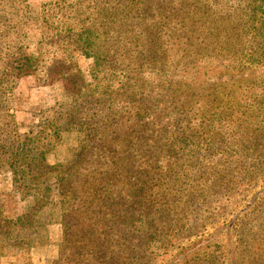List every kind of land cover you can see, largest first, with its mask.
I'll use <instances>...</instances> for the list:
<instances>
[{
	"label": "rangeland",
	"instance_id": "rangeland-1",
	"mask_svg": "<svg viewBox=\"0 0 264 264\" xmlns=\"http://www.w3.org/2000/svg\"><path fill=\"white\" fill-rule=\"evenodd\" d=\"M90 1L28 0L29 25L25 34L22 29L26 14L22 10L14 15L0 16V24L5 20L15 25L12 30H0V58L11 61L27 55L38 60L32 73L13 78L8 105L14 121L5 119L0 126H13L19 141L25 136L44 147L42 156L46 166L45 173L39 176L40 183L32 187L13 182L7 165L0 166V209L12 224L8 237L6 233L0 234V264H53V261L63 264L67 257L71 259L69 257L78 251L82 262L89 264L234 263L238 260L236 254L241 253L234 249L235 246L240 248L236 245L239 231L234 223L255 215L264 203V162L249 175L240 173L231 178L232 165L227 162V154L217 153L214 147L201 146L191 166H178L174 156L169 158L170 165L156 163L142 174L137 168L125 173L119 168L109 172L97 166L103 169V174L90 171L87 177L86 170L80 171L81 164L75 191L85 199L77 200L75 192V196H70L60 188L57 173L66 165L78 162L81 147L87 140L91 142L101 136L102 140L112 137L113 142H120L130 137L136 128L135 135L149 134L147 140L153 146L158 147L159 139L168 145L167 138L173 130L175 132L176 123L182 124L171 105L168 107L174 99H178L176 105L185 107L190 122L186 123V120L181 126L188 134H200L203 127L200 122L204 125V120L210 119L212 139L217 140V134L230 140L246 133L252 128L249 121H255V106L244 104L239 107L237 104L242 103V99L235 96L236 91L233 95L231 92L242 68L208 66L211 60L191 54L186 60L196 61L195 67L183 68L184 61H180L176 73L171 70L168 81L160 84L150 73L156 71L155 64L151 63L157 59L154 51L144 56L146 60L150 59L149 64L142 66L145 71L136 72L135 43L127 34L125 43L114 38L115 32L120 31V21L114 20L113 16L106 20V26L113 30L109 32L112 37L90 46L92 54L80 48L87 43H64L68 37L55 23L50 29L46 28L44 17L52 19V13L43 14L41 4H64L65 9L62 8L58 15L61 17L62 13L63 18L70 19L72 9L80 11L85 6H92ZM94 11L95 8L89 19L96 16ZM260 18L261 15L256 16L257 20ZM12 43L20 44L17 45L20 49L11 46ZM165 45L168 50L171 43ZM173 49L168 50V58L175 62L179 54L172 53ZM245 57L247 63L244 66H248L246 70L242 69L245 74L254 69V73L264 76L262 62ZM131 61L134 64L129 65ZM260 76L248 75L247 81L252 86L244 88L245 97L250 94L257 98L256 101L264 99V78ZM80 102L82 104H77ZM159 105L165 107L164 115L155 118L153 110ZM67 108L70 109L67 112L72 111L68 116L74 122L63 124L55 135L47 123H52L55 116L65 113ZM261 113L263 123L259 127L264 128V105ZM233 114L237 117L233 118ZM112 148L116 149V146ZM228 150L230 154L229 147ZM153 151L154 147L151 148ZM261 153L264 154V148ZM182 173L187 176L182 177ZM109 175L114 176L115 184L105 181ZM232 179L238 182L234 186ZM219 185L224 189H219ZM184 189L193 192L190 199H185L187 192L182 194ZM103 197L109 199H101ZM104 202L107 205H103ZM31 205V211L37 209L32 217L35 228L16 219ZM105 210L118 215L107 221L110 228L96 223L97 226H90L85 236L77 238L84 226L99 219ZM124 217L134 225L131 230L126 229ZM137 217H146V221L153 218L155 224L151 226L142 220L144 224L140 225ZM66 220L67 229L64 228ZM69 237L78 239V249L72 247ZM99 246L107 252L92 254ZM79 257L76 259L80 260Z\"/></svg>",
	"mask_w": 264,
	"mask_h": 264
},
{
	"label": "trees",
	"instance_id": "trees-1",
	"mask_svg": "<svg viewBox=\"0 0 264 264\" xmlns=\"http://www.w3.org/2000/svg\"><path fill=\"white\" fill-rule=\"evenodd\" d=\"M106 1L111 5H107ZM90 2L93 4L92 6H85L80 11L72 9L73 15L70 16V19L67 16L63 18L62 13H60L61 17L58 15L62 8L65 9L64 4L56 2H53L51 6L49 5L50 2L41 4L43 14L51 15L52 13V19L44 17L46 28L50 29V25L52 26L55 23L68 37L64 43H87L80 48H83L88 54H92L90 46L95 43H103L105 39L112 37L109 32L113 30L106 26V20L113 16L114 20L120 21V31L118 33L114 31V38H117L119 43H125L127 41L125 40L126 36L130 35L132 36L131 42L135 43L133 59L136 60L135 64H137L135 66L136 72L142 73L145 71L142 66L149 64L148 60L150 59L146 60L144 56L152 50L154 51V56L157 59H153L154 61L151 63L155 64L156 71L150 73H153L154 77L159 79L160 84L168 81L167 76L171 70H175L176 73L180 61H184L183 68L195 67L196 61L191 63V61L186 60L191 54L200 55L206 60H211L208 61V66L217 65L246 70L248 66H244L247 63L245 56H248L262 62L261 66L264 67V0H105L104 2L91 0ZM29 7L28 0H0V16L7 13L14 15L16 11L22 10L26 14L22 29V33L25 34L29 25ZM93 8H95L96 16L89 19L93 14ZM54 10L55 13H53ZM122 13L123 15H120ZM257 15H261L262 18L257 20ZM1 23L0 30L2 31L7 28L12 30V27L15 26L11 21L4 20ZM16 36L19 37L18 32ZM165 43H171L168 50L174 47L172 53L179 54L175 62V59L169 61ZM17 45L20 44L12 43L11 46L20 49V46L17 47ZM8 48L9 51V45ZM73 48H76V45ZM3 59L5 58H0V123L5 122V119L13 123L14 117L8 105L13 87L11 82L15 77L32 73L38 60L27 55H22V57L11 61H4ZM14 63L16 64L14 65ZM189 63L190 65L187 66ZM132 64L134 62L131 61L129 65ZM242 69L238 73L240 77L236 78L238 83H234L233 88L231 87L232 95L236 91L235 96L242 99V103L237 104L239 107L244 104L255 106V121H249L252 128L249 129L248 127L249 130L243 133L242 136L227 140L226 137L216 134L219 138L213 140V136L210 135L212 133V121L210 119L208 121L204 120V125L203 122H200L203 126L200 134L184 132V126L181 125L188 119L185 115V107L179 104L176 105L178 99H174L168 107L171 105V110L174 111L182 124L176 123L175 132L173 130L167 138L168 145L163 139H159L158 147L153 146L147 140L149 134L135 135V133L137 134L136 128L132 130L130 137H125L120 142L118 140L113 142L112 137L102 140L100 139L101 136L91 140V142L87 140L86 145L81 147V154L76 160L78 162L66 165L63 170L57 173L60 188L70 196L72 194L75 196V193L77 195L75 179L80 175V171L86 170L85 176L87 177L90 175V171H92V174L97 171L103 174V169L97 168V166L108 169L109 172L119 168L120 171L124 170L125 173L137 168L138 173L142 174L155 167L156 163L163 162L170 165L169 158L174 156V163L178 166H191L192 159L198 156L201 146L214 147L217 153L221 151L227 154V162L230 166L232 165L229 171L231 178L234 174L246 173L249 175L253 173L256 168H259L256 166L264 162V154L261 153L264 148H262V144L264 145V128L259 127V124L263 123V114H260V111L261 106L264 105V99L256 101L257 98L254 95L250 96V94L245 97L244 88L252 86V83L250 84L247 81L248 75H256L257 77L261 75L260 77L263 78L264 76H262V73H254V69L246 71L248 74H245ZM169 96L171 97V94ZM77 104L80 105L82 102ZM69 110L67 108L65 113L56 115L52 123H47V126L55 135L58 134L63 124L74 122L68 116L72 112H67ZM164 111L165 107L155 106L153 115L155 118H160L164 115ZM232 116L233 118L237 117L235 114ZM189 122L190 120L186 121V123ZM88 136H90L89 133ZM18 137L19 135L13 126H0V166L7 165L13 182H18L23 186H36L37 183H40L38 182L39 176L45 173L46 166L42 156L44 147L35 144L32 139H26L25 136L20 141ZM138 137L140 138L138 139ZM129 138L131 140L133 138L134 141L131 142ZM216 143H219V145H216ZM113 145L116 146V149L112 148ZM152 147L155 148L153 152H151ZM228 147L230 148V154ZM140 150H142V153ZM241 160L243 163L239 164L238 162ZM81 164L82 169L78 171ZM89 164L93 166L88 167ZM58 166L54 168L57 169ZM181 176L185 177L187 173H182ZM225 180L227 181V179ZM105 181L112 184L116 183V179L111 175ZM236 183L238 182H233L232 179V186ZM219 189L223 190L224 187L219 185ZM184 190L185 192L182 194L187 192L186 189ZM192 196L193 192L189 191L186 193L185 199H190ZM202 196L205 197L203 194ZM76 199H85V197L77 195ZM101 199L109 198L103 197ZM102 204L107 205L105 202ZM111 204L115 205V203ZM31 209L32 205L16 219L21 224H27L30 228H35L36 224L32 217L37 209H34V211H31ZM112 210L103 211L104 214L99 219H93L92 223L85 225L84 231L78 234L77 238L85 236L89 232L90 226H97L96 223L106 224V227L110 228L107 221L118 217V215H115L116 213H112ZM1 211L0 209V234L6 233L5 236L8 237L11 234L12 224ZM122 220L125 222L127 230H131L132 226L134 227L128 217H124ZM142 220L151 223V226L155 224L153 218H150L149 221H146V217H137L136 219L140 225L144 224ZM236 222L234 223L235 228L239 231L236 245L240 248L235 246L234 249L239 250L237 253H241L236 254L238 260L234 263L231 261V264H264V203L255 215ZM68 227V220H66L64 228L67 229ZM69 238L73 243L72 247H77L75 250L78 249L80 246L78 239ZM79 252H76L73 256L71 255L69 257L71 259L67 257L63 264H89L88 262H82L83 260L78 256ZM95 252L100 254V252L107 251L100 249L99 246L92 254H95ZM78 257L80 260L76 259ZM56 263L57 261H53V264Z\"/></svg>",
	"mask_w": 264,
	"mask_h": 264
}]
</instances>
